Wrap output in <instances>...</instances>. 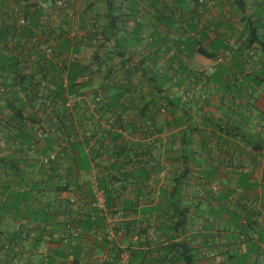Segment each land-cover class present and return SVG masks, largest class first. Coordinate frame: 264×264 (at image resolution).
Wrapping results in <instances>:
<instances>
[{
	"label": "crops",
	"instance_id": "crops-1",
	"mask_svg": "<svg viewBox=\"0 0 264 264\" xmlns=\"http://www.w3.org/2000/svg\"><path fill=\"white\" fill-rule=\"evenodd\" d=\"M25 1L35 28L45 0ZM210 1L214 5L202 15L197 0H73L59 30L48 19V41L66 72H84L73 95L59 98L54 112L61 113V103L72 97L74 128L65 135L54 126L53 112L28 105L20 118L0 105V264H186L174 247L179 243L192 254L191 264H264V0ZM9 2L0 0V11ZM225 49H231L230 61L199 78ZM246 62L255 65L252 74L245 73ZM1 76L0 84H13L9 74ZM59 79L52 73L51 91ZM194 79L208 94L204 103L185 95ZM156 92L159 99L147 110L155 128L146 138L135 125L128 136L111 134L116 143L105 129L93 146L78 140L84 122L93 119L98 94L105 97V115L115 116L108 109L120 105L119 113L140 124L141 109ZM40 126L53 134L37 142ZM62 142L85 168L77 170L68 157L48 174L39 155ZM32 144L38 154H29ZM151 158V169H142ZM61 170L70 183L66 191ZM119 171L126 187L111 196L108 214L69 204L79 195L92 200L94 177L114 191L107 176ZM209 217L213 223L200 232L199 220ZM109 218L118 227L134 222L142 232L120 231L109 244L102 235ZM76 220L83 227L79 238L69 230Z\"/></svg>",
	"mask_w": 264,
	"mask_h": 264
},
{
	"label": "built area",
	"instance_id": "built-area-1",
	"mask_svg": "<svg viewBox=\"0 0 264 264\" xmlns=\"http://www.w3.org/2000/svg\"><path fill=\"white\" fill-rule=\"evenodd\" d=\"M73 0H45L40 2L38 9L41 11L42 16L38 19L39 23L35 28L31 27V20L33 19L30 8V2L25 0H12L9 2L8 9L0 11V30L7 28L8 33L6 39L0 42V54L4 53L7 58H11L17 61L18 75L21 77L30 78L32 72L36 70L39 65H47L49 60H52L58 75L60 76L62 86L64 90L68 89L69 78L65 69V64L62 60L56 57L55 49L48 41V19H54L56 21L54 25L55 30H59L62 24V12L68 10L72 5ZM197 10L200 14H204L206 10H211L214 2L210 0H197ZM232 57L231 49L222 50L211 62L206 70L198 74L199 78L205 76L214 75L218 68L226 65ZM255 71V65L246 62V74H252ZM51 74L39 73L36 75L34 82L38 83V93L36 94L34 101L37 110L42 114L54 112L58 109L60 102L56 96L57 92L51 91ZM39 81V82H37ZM53 90V89H52ZM4 91V90H3ZM258 94H262L261 90L257 91ZM187 99H193L199 102H206L208 94L202 89L196 79L192 80V86L185 93ZM105 102V97L102 94H98L92 104L93 119L86 120L84 122V129L80 134L78 140H88L89 145L93 146L94 137L99 135L105 129L106 132L111 134H120L128 136L134 132L135 125L131 118L126 114L120 116H107L102 112V107ZM64 106V103H61ZM65 107L71 111L74 109L72 97L69 101H66ZM58 123V118H54V124ZM109 133V134H110ZM53 132L40 126L35 139L37 142L45 141L51 137ZM70 150L69 143H58L52 151L48 154L39 155V160L48 174L53 172V168L56 163L65 159L67 152ZM29 154H38L36 144H32L29 148ZM97 158V157H96ZM154 163H149L148 167H152ZM62 177L61 186L63 190L70 189V183L65 176L63 170L59 172ZM107 178L112 180V187L114 190H119L116 196H119L120 191L126 187L124 180V173L109 174ZM90 188L92 193V200L86 203L82 196H74L69 199L71 206L78 207L83 211L93 210L100 214H108V192L107 189L100 187L99 179L94 177L90 180ZM211 190L214 194L219 193V187L217 184H213ZM205 192H199L200 197H204ZM118 221L109 218L103 227L102 235L104 240L112 244L115 242L118 230ZM213 223V218H203L199 220L197 229L201 232L208 224ZM21 222L18 224L20 228ZM136 227V226H135ZM136 228H139L136 227ZM69 230L71 236L79 238L83 234L82 225L76 220L69 224ZM137 235L142 232L139 228L136 230ZM255 240H258V235L254 236ZM88 255L87 250L81 252V257L86 258ZM128 259L127 254L121 256V260L126 262ZM48 262V258L44 260Z\"/></svg>",
	"mask_w": 264,
	"mask_h": 264
},
{
	"label": "trees",
	"instance_id": "trees-1",
	"mask_svg": "<svg viewBox=\"0 0 264 264\" xmlns=\"http://www.w3.org/2000/svg\"><path fill=\"white\" fill-rule=\"evenodd\" d=\"M248 32L250 34V39L252 42L257 40V35H256V29L253 28V25L250 24L249 25V29ZM8 33L7 28H2L0 30V42L4 41L6 39V35ZM48 36V33H47ZM204 55H207L208 57H212L211 54H206L205 52L203 53ZM6 61H1L0 62V76L3 74H9L10 76L13 77V84L12 85H7V84H0V105H2V107H4V110L12 112L14 116H19L20 118L24 117V113L26 108L28 107V105H30L31 107H33L34 109L36 108V104L34 101V98L36 96V94L38 93V83L34 82V80H36V75H38L39 73H44L46 75L51 74V73H57L56 67L53 63L52 60H49L47 62V65L45 66H37L38 68L36 70H34V72H32L31 77L30 78H26V77H21L18 75V63L16 60L11 59V58H7L6 56H4ZM68 73V72H67ZM83 71L81 70H71L68 73V78H69V86L67 90H64L62 83H61V79H59V84L55 85L56 87L54 88L55 91L57 92V97L61 98V99H65L66 95H73L74 89L78 86V82L77 80L79 79V77L81 75H83ZM0 78H3L2 76ZM151 82H155V79L152 77L149 79ZM6 82V81H4ZM39 82V81H37ZM4 90V91H3ZM157 99H159L158 93L156 92V94L153 95V99L151 100V102H149L148 104H146L144 106V108L141 109V123L140 124H136V126L140 129L139 131H141L142 135L144 138L147 137V135L150 133H153V129L155 128L154 122H153V118H149L147 117V110L150 107H153L156 104ZM64 106L66 104V100L63 101ZM66 108V107H65ZM63 109V111L61 113L55 114L54 112L51 115V119L53 117H57L58 118V123L54 124V126L57 128V131L60 132H64L66 135V132L71 129L73 130V122H72V116H73V111L69 110V109ZM115 110H114V109ZM102 109L104 110V106L102 107ZM112 109L114 110V112L116 113L115 116H117V114H119V116L121 115V113H119L118 111L121 110V106H115V107H110L108 109L109 111H112ZM123 111V110H121ZM39 113V112H37ZM104 113V111H103ZM107 113V111H106ZM40 116V115H39ZM37 114H35V117L33 118V123H36L37 121ZM41 118V117H40ZM41 119H38V121H40ZM84 129V128H83ZM135 131V130H134ZM110 133V132H109ZM68 138H70L71 135H67ZM108 137L111 139L112 143H116L118 141V137H111V133L108 134ZM88 140H85L84 144H87ZM72 145V144H71ZM75 149V146L72 145L71 147V151H73ZM126 149V147H125ZM99 150V149H98ZM119 155L123 154V151H121V149L119 148ZM100 152V151H99ZM69 152H67L66 157L68 159L69 162H71V166L75 167L77 170H82L85 167L81 164H79L77 162V158L73 157L71 158L70 156H68ZM90 154L91 156L94 158V161H97V159H99L97 157V154H95V151H91L90 150ZM81 161H85L87 162L83 152H81ZM97 157V158H96ZM151 157V155H150ZM138 158L137 156H133V159ZM151 161L153 163H155V160H153V158H151ZM141 168H145L148 170V165L146 166L145 164L141 163ZM151 169V168H149ZM153 170V169H152ZM121 171L117 172L120 173ZM103 180V179H102ZM101 181H99L100 187L103 189H106V184H102ZM108 181H110L109 183L112 184V180L110 178H108ZM63 189V188H62ZM125 189V188H124ZM123 189V190H124ZM122 190V191H123ZM115 191V192H114ZM110 190L107 189L108 192V207L110 206V202L112 201L110 198L112 195L119 193V190ZM120 191V193L122 192ZM95 223V226L96 227ZM93 226H91V228H93ZM135 223L134 222H128V223H124V225L122 226V224L119 225L118 230L117 231H121L126 235H134L136 232V228L134 227ZM144 232V231H143ZM175 248H178V254L180 256V258L186 263V264H191L192 261V254H190V251L187 249V247L185 246V244L183 243H179L174 245ZM176 250V249H175Z\"/></svg>",
	"mask_w": 264,
	"mask_h": 264
}]
</instances>
